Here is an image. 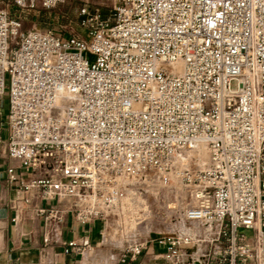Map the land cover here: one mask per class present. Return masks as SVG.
Returning <instances> with one entry per match:
<instances>
[{"label":"built area","instance_id":"2783aa9c","mask_svg":"<svg viewBox=\"0 0 264 264\" xmlns=\"http://www.w3.org/2000/svg\"><path fill=\"white\" fill-rule=\"evenodd\" d=\"M81 14L84 35L62 38L0 10L6 154L37 173L8 181L99 223L116 263L153 243L158 264H264V0H115L105 18ZM153 187L168 229L133 239L144 213L132 201ZM64 213L37 210L57 226ZM87 247L70 240L63 254Z\"/></svg>","mask_w":264,"mask_h":264},{"label":"crops","instance_id":"0c3cea01","mask_svg":"<svg viewBox=\"0 0 264 264\" xmlns=\"http://www.w3.org/2000/svg\"><path fill=\"white\" fill-rule=\"evenodd\" d=\"M5 112L1 109L0 125V264H85L87 258L64 255L68 241L74 240L88 244L86 253L89 259L96 258L103 251L108 256V249H103L99 238V223L78 224L67 211L66 203L55 204L40 201L36 193H28L17 184L8 181L7 170L13 169L18 179L27 183L37 173L22 170L18 163L6 154L8 128L5 125ZM28 200V204L24 200ZM39 208H54L65 211L60 225L49 223L45 217L37 215ZM103 244V245H102ZM161 247L148 243L135 260L113 264H158L157 254ZM84 259V260H83ZM97 258L95 264H99Z\"/></svg>","mask_w":264,"mask_h":264},{"label":"rangeland","instance_id":"374dc122","mask_svg":"<svg viewBox=\"0 0 264 264\" xmlns=\"http://www.w3.org/2000/svg\"><path fill=\"white\" fill-rule=\"evenodd\" d=\"M114 5L115 0H65L50 9H44L40 7L39 4L34 9H17L9 0H0V10H5L9 17L18 19L24 29L33 27L39 31L49 30L62 38L84 35L85 30L82 26V9H86L89 13H97L102 18H105L112 13ZM0 109L6 113L5 101L0 103ZM205 152V156L201 159L199 158V162H193V166L202 167L204 165V161L207 158V151L205 150ZM147 190V193L143 195L134 196L132 201V209L135 210V212L132 211L130 213L134 214L139 210L144 213L141 216L142 222L138 226H135V230L132 231V233H128L133 239H143L153 231H166L168 229V223L165 224L162 222L164 214L162 209L164 189L153 187ZM136 200L139 201L141 205H138ZM125 202L128 203V201ZM130 218H124L128 223L125 230L128 228L129 231L133 227L132 219ZM102 248L101 250L105 251L108 249L105 245H103ZM99 253L100 254L96 258H91V260L88 254L84 253V258H87L86 260L83 259L84 263L95 264L97 258H100L101 261L99 264H113L109 257L103 254V251Z\"/></svg>","mask_w":264,"mask_h":264},{"label":"bare ground","instance_id":"6f19581e","mask_svg":"<svg viewBox=\"0 0 264 264\" xmlns=\"http://www.w3.org/2000/svg\"><path fill=\"white\" fill-rule=\"evenodd\" d=\"M205 148H203V147H201L198 151H197V153L194 155V158H195V161H200L199 160V158L201 159V158H203L204 156H205V154H206V152H205ZM207 151V150H206ZM207 158H208V153H207ZM207 158H206V160L204 161V162H206L207 161ZM203 167V166H202ZM202 167H200V168H202Z\"/></svg>","mask_w":264,"mask_h":264}]
</instances>
